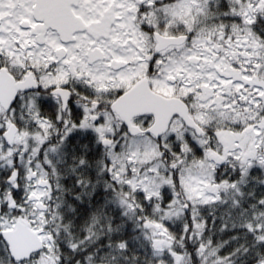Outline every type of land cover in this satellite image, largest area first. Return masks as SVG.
I'll list each match as a JSON object with an SVG mask.
<instances>
[{
  "label": "snow or ice",
  "instance_id": "obj_1",
  "mask_svg": "<svg viewBox=\"0 0 264 264\" xmlns=\"http://www.w3.org/2000/svg\"><path fill=\"white\" fill-rule=\"evenodd\" d=\"M0 264H264V0H0Z\"/></svg>",
  "mask_w": 264,
  "mask_h": 264
}]
</instances>
